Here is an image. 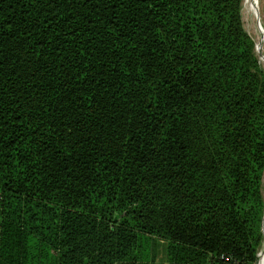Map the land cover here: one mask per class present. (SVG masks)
Segmentation results:
<instances>
[{"label": "trees", "instance_id": "1", "mask_svg": "<svg viewBox=\"0 0 264 264\" xmlns=\"http://www.w3.org/2000/svg\"><path fill=\"white\" fill-rule=\"evenodd\" d=\"M241 3L0 0V264L259 263Z\"/></svg>", "mask_w": 264, "mask_h": 264}, {"label": "rangeland", "instance_id": "2", "mask_svg": "<svg viewBox=\"0 0 264 264\" xmlns=\"http://www.w3.org/2000/svg\"><path fill=\"white\" fill-rule=\"evenodd\" d=\"M242 26L254 44V57L264 70V0H242L241 3ZM262 196L264 198V176L262 181ZM263 243L258 251V264H264V219L262 224ZM156 264H167L165 245H158V258Z\"/></svg>", "mask_w": 264, "mask_h": 264}]
</instances>
